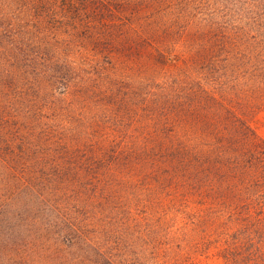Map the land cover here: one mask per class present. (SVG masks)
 <instances>
[{
    "label": "rangeland",
    "instance_id": "374dc122",
    "mask_svg": "<svg viewBox=\"0 0 264 264\" xmlns=\"http://www.w3.org/2000/svg\"><path fill=\"white\" fill-rule=\"evenodd\" d=\"M0 264H264V0H0Z\"/></svg>",
    "mask_w": 264,
    "mask_h": 264
}]
</instances>
